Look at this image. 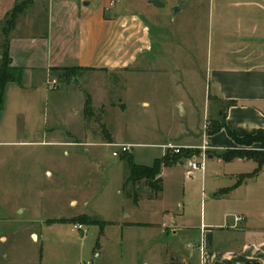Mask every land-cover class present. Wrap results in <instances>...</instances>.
Listing matches in <instances>:
<instances>
[{"label":"rangeland","instance_id":"1","mask_svg":"<svg viewBox=\"0 0 264 264\" xmlns=\"http://www.w3.org/2000/svg\"><path fill=\"white\" fill-rule=\"evenodd\" d=\"M118 1L117 7L128 3ZM159 1L167 6L151 21L156 41L165 39L161 71L110 73L105 87L98 77L81 80L78 73L69 81L59 73L56 91L27 85L31 103L0 125V264H180L173 252L189 254L201 241L188 228L212 229L206 245H228V228L247 209L237 174L251 163L214 152L192 174L187 162L165 169L160 192L146 182L126 185L132 164L152 166L166 152L151 145L204 135L214 119L206 82L208 6L196 0L191 13L186 2L195 0ZM86 93L97 114L83 123ZM51 128L57 135L43 144ZM109 136L129 153L105 145ZM68 139L87 145H67ZM235 148L257 152L260 144Z\"/></svg>","mask_w":264,"mask_h":264},{"label":"crops","instance_id":"2","mask_svg":"<svg viewBox=\"0 0 264 264\" xmlns=\"http://www.w3.org/2000/svg\"><path fill=\"white\" fill-rule=\"evenodd\" d=\"M26 1L0 0V37L3 44L9 14L17 4ZM139 1L127 0V6L117 7V4L109 9L110 0H30L29 7L18 16L9 34L13 66L21 68L23 76L21 84H10L7 88L0 125H4L14 109L21 110L23 104L31 103L33 97L27 95V85L34 86L37 82V86L49 87L52 80L57 82V87L51 91L58 90L55 70L79 68L82 70L79 72L81 80L92 78L97 81L98 77L104 87V78L110 73L161 71V61L166 54L165 39L162 36V40L156 41L151 21L157 19L155 11L158 7L152 0ZM204 1L208 6L206 82L209 98H213L216 104L214 119L207 120L211 126L204 135L196 136L194 133L191 139L172 135L175 139L168 143L151 145L166 151L161 158L166 156L169 146L199 150L209 129L222 117L228 130L238 138L264 132V0ZM204 1L201 0L202 3ZM198 4L196 0L186 2V7L192 13ZM172 6L177 5L172 3ZM175 54L176 51L172 52ZM89 95L93 111L97 114L95 98ZM85 103L84 98L79 107L83 112V123L86 122ZM193 107L195 105L191 104L192 110ZM183 114L186 115L185 110ZM14 132L16 136L20 133L18 128ZM55 135V129L44 130L46 140L43 144H48L49 140L53 142ZM71 140L68 139L66 144L87 145ZM208 142L212 148L207 154L210 159L215 157L214 152L237 149L226 129L213 136L208 134ZM105 145L113 147L117 144L112 138V143ZM234 160L252 165L247 171L237 174V185L248 191L244 196L243 205L247 208L242 215L244 218L228 228V245L222 250L216 245H206L207 241L203 239L212 229L183 230L195 238L201 237V241L189 254L173 252V257L180 264H264V167L258 176L241 182V177L252 174L258 165L253 160ZM165 169L161 173L162 180ZM252 215L256 220L250 223ZM172 231L177 235L181 230Z\"/></svg>","mask_w":264,"mask_h":264},{"label":"trees","instance_id":"3","mask_svg":"<svg viewBox=\"0 0 264 264\" xmlns=\"http://www.w3.org/2000/svg\"><path fill=\"white\" fill-rule=\"evenodd\" d=\"M30 5V0L17 4L9 14L6 21L5 35L6 40L2 46V60L0 61V117L5 109L6 91L10 84H21L23 70L13 66V61L10 56V45H9V34L14 28L16 19L20 14H22ZM8 26V27H7ZM82 71L79 68H67L62 70H55L60 78H65L66 80H72L77 77V74ZM85 116L86 118L93 116L92 98L89 94H85ZM231 105H234L233 103ZM223 129H226L228 136L238 145L249 146L255 143L260 144V150L257 152L246 151V150H231L227 151L222 155V158L226 161H232L234 159H247L253 160L257 163V169L250 175L242 176L241 182L250 178L258 176L264 167V132L259 131L254 136L238 138L231 131L228 130L226 124L224 123V118L215 121L211 129H209V136L216 135L220 133ZM108 143H112V137L109 136ZM200 151L198 150H182L180 154H166L165 157L157 159L152 166H141V165H131V175L126 185L128 184H139L141 182H146L148 187L153 191H162L160 183H162L161 173L163 168H168L179 163H184L187 159L194 155H198ZM214 156H217L214 154ZM136 197V201H137ZM81 222L82 219H80ZM257 264V263H253Z\"/></svg>","mask_w":264,"mask_h":264},{"label":"built area","instance_id":"4","mask_svg":"<svg viewBox=\"0 0 264 264\" xmlns=\"http://www.w3.org/2000/svg\"><path fill=\"white\" fill-rule=\"evenodd\" d=\"M118 3H119L118 0H110L109 9L115 7ZM56 87H57V82L56 81H51L50 84H49V89L50 90H55ZM210 126H211V123L208 122L207 125H206V130ZM116 147L121 148V151L124 154L125 153H129V151H130V148L128 146H116ZM167 150H168V152H170L172 154H180L183 149L169 146L167 148ZM210 150H212V148H211V146L209 145V142H208V134H206L205 135V142H204L203 146L198 150V151H200L199 155H194V156L190 157L189 159H187L185 161V162L188 163V167L190 169L191 174H192V172L199 171V170L202 169L203 165L201 163H199V159L200 158L205 159L207 157L208 152ZM113 156L118 157L119 153H113ZM241 220H242L241 218L237 219V221H241ZM189 247L191 249H196L197 248V246H193V247L189 246Z\"/></svg>","mask_w":264,"mask_h":264},{"label":"water","instance_id":"5","mask_svg":"<svg viewBox=\"0 0 264 264\" xmlns=\"http://www.w3.org/2000/svg\"><path fill=\"white\" fill-rule=\"evenodd\" d=\"M153 2V5L155 7H158V8H163L164 7V4H162L159 0H152ZM184 163L182 162L181 165H183Z\"/></svg>","mask_w":264,"mask_h":264}]
</instances>
